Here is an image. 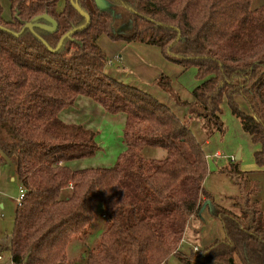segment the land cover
Listing matches in <instances>:
<instances>
[{"label": "trees", "instance_id": "obj_1", "mask_svg": "<svg viewBox=\"0 0 264 264\" xmlns=\"http://www.w3.org/2000/svg\"><path fill=\"white\" fill-rule=\"evenodd\" d=\"M8 1V20L0 1V165L13 163L26 191L9 247L13 263L69 264L68 245L89 234L93 203L101 200L107 225L86 264H164L171 255L183 264H264V208L248 194L234 202L237 211L208 205L223 238L189 253L184 245L192 227L200 232L201 211L212 197L204 187L207 155L192 119L209 136L224 133L227 101L258 145L254 158L264 170V4L105 0L102 9L96 0H66L58 10L59 0ZM73 2L91 21L54 52L67 32L86 24ZM124 12L130 34L118 31ZM43 14L57 21L55 32L36 27L16 35ZM102 34L158 45L166 59L195 66L200 83L193 102L174 92L168 76L156 80L190 115L181 119L155 96L110 76V60L97 41ZM82 95L126 117V148L111 167L69 165L100 149L95 131L59 116ZM144 147H162L166 155L144 158ZM221 171L245 180L238 171Z\"/></svg>", "mask_w": 264, "mask_h": 264}, {"label": "rangeland", "instance_id": "obj_2", "mask_svg": "<svg viewBox=\"0 0 264 264\" xmlns=\"http://www.w3.org/2000/svg\"><path fill=\"white\" fill-rule=\"evenodd\" d=\"M0 1L4 8L3 16L6 20H8L11 18L9 1ZM65 2L66 0H59L58 10H62L64 8ZM263 3L264 0H252V8H257ZM128 16L129 13L124 12V15L118 19V23H122L120 27L126 24ZM125 31L130 34L131 30L126 29ZM138 45L148 47L150 44L127 39L114 40L109 36H103L101 46L104 52L107 53L110 60L106 66V71L109 74L110 69L116 70L117 68H121L120 70H124L123 72L129 73L131 78L137 80L136 82H139V79L143 80L141 81V84L144 86V90L150 92L162 103L167 104L173 111L175 110L178 112L179 109H185L184 112H180V116L185 119L188 114L190 115L188 108L178 104L177 100L170 93L164 90L156 80L162 75L168 76L171 80V87L174 92L182 100L183 98L186 100L192 98V89L200 83L196 76L197 68L192 66L186 69L183 65L168 60L172 65L174 64L180 66L181 70H174L175 73H170L169 68L164 66L163 72L161 71L156 76L157 79L153 82L143 76L146 69L142 66L145 65L144 60L146 58L149 59L150 55L147 56L144 50H138ZM151 46L156 47L155 49L159 47L158 45ZM119 55H122V58H120ZM169 63L167 64L170 65ZM147 64H149L148 67H155L151 64L150 59ZM222 108L223 121L226 125V131L224 133L217 131L209 136L202 129V124L199 119L194 118L191 120V129L197 140L203 144L209 167V173L204 183V187L212 197L205 202V204H207L205 206L214 203L220 207L229 208L232 206V208H235L237 211V207L239 206H234V202L237 201V198L243 199V197L248 194L252 200L258 199L260 201V206L264 208V170L258 167L254 158V153L258 149V145L253 143L250 134L245 132L242 128L240 120L232 114L227 101L224 102ZM120 114L123 117L124 114ZM99 130L102 131L100 133H96V142L99 147H101L98 154L90 158L77 160L86 161V163H84L86 164L84 165L85 167H111L116 163L118 154H120L125 147L123 140L124 125L121 123L116 124V126L113 125L112 127H104ZM202 130L206 133L207 138H209L207 142L203 140L202 136L204 134ZM98 139L101 142H98ZM216 151H220L222 155L217 156L215 154ZM238 153H240V159L232 162L230 160L231 156L233 155V157H236ZM114 154L116 156L115 159L112 158V155ZM141 154L144 158L161 159L166 155V150L162 147H144L141 149ZM236 163L239 164L238 166L242 171L241 175L244 174L245 176V180L243 178L241 183H238L240 181L239 175L228 171H221L223 168L227 170H234V168H231L229 164L235 165ZM10 173L17 176L16 168L13 163L9 162L7 164L0 165V178H2L3 175L8 176ZM6 183L8 185H6ZM20 188L21 186H19L18 182L10 180L9 176L5 178L3 185L0 187V193L12 201L11 207L6 211L0 208V215H2L0 217V239H4V242L8 241V243H11V236L14 231L15 213L18 208L16 200L20 196ZM65 193H67V191ZM241 203L243 206L244 202L241 201ZM93 210L96 218L91 224L89 234L87 236H74L68 245L67 255L69 264H86L87 253L98 245L100 236L107 225V214L101 200L94 201ZM215 219L219 220L217 218ZM197 225L196 228L198 227ZM194 229L195 228L192 227L190 235V237H192V245L189 244L185 246V251L188 253L191 250H194L193 245H197L199 249H203L205 247V245L200 241V232L195 234V231H193ZM218 237L220 236L217 235L215 238ZM0 253L4 257V260H7L9 256H11L10 249H2ZM168 264L183 263L176 256L172 258Z\"/></svg>", "mask_w": 264, "mask_h": 264}, {"label": "crops", "instance_id": "obj_3", "mask_svg": "<svg viewBox=\"0 0 264 264\" xmlns=\"http://www.w3.org/2000/svg\"><path fill=\"white\" fill-rule=\"evenodd\" d=\"M105 35L108 36L107 34H102L97 40L101 48H102L101 40H102V37L105 36ZM155 48L156 47L151 46V44L148 47H144V45H142V46L138 45L137 46L138 50H140V49L144 50V52H145V54L147 56L150 55L149 59L151 60V64H153V66H155L154 68L148 67L149 64H147V62L149 63V59H147L146 57H145L146 58L145 60L143 59L145 65L143 64L144 66H142V67H144L146 69L143 76H145L148 80H152L153 82L157 79L156 76L161 71L163 72V67L164 66L169 68L170 73H172V72L175 73L174 70H181L180 66L174 65V64L172 65L171 63H169L168 59H166L165 56L163 55L162 49L160 47H157L158 50L155 49ZM106 55H107V53H106ZM119 57L122 58V55H119ZM166 62L169 63L170 65H168ZM120 69L121 68H117L116 70L110 69L109 75L114 77L115 79L121 81V82H124V83H126L128 85L137 87V88L145 91L144 88H143L144 86L141 84V81H143V80L139 79V82H136L137 80H135L134 78H131L129 73L123 72L124 70H120ZM193 89H192V91H193ZM148 93H150V92H148ZM183 100H185V99L183 98ZM186 100H188L189 102H193L194 101L193 94H192V98H189V99H186ZM184 111H185V109H179L178 112H176L174 110V112L181 119H184V118H182V116H180V112L182 113ZM59 116L64 122L82 124L85 127L95 131L96 133H100L102 131V130L100 131L99 129H102L104 127H112L113 125L116 126V124H119V123H121L125 127V120H126L125 115H123V117H122L120 113L119 114H110L109 112H107L103 108L102 105H100L99 103L95 102L91 98H89L87 96H83V95L79 96L77 98V100H76L74 105L64 108L59 113ZM222 119H223V115H222ZM203 134H204L202 136L203 140H205L207 142L209 138H207V135H206V133L204 131H203ZM98 142H101V141L98 139ZM125 148H126V146L124 147L122 152L125 150ZM100 149H101V147H100ZM122 152H120V154ZM97 154H98V152H97ZM120 154H118V156ZM215 154L217 156H221L222 155L220 151H216ZM232 157H233V155L231 156L230 160L232 162H235V161H233ZM112 158H114V159L116 158L115 154L112 155ZM84 163H86V161L73 160V161H71L69 163V165L73 169H81V168H86L84 166L86 164H84ZM229 165H230L231 168L232 167L234 168V165H232V164H229ZM97 167H101V166H97ZM234 170L238 171V173H242V171H241L239 166H238V168H234ZM8 176H9L10 180H14V181L18 182L19 186H21V182H20V180L18 179V177L16 175H14L13 173H10ZM8 176L3 175L2 178H0V187L3 185V181ZM6 185H8V184L6 183ZM6 185H5V187H6ZM16 202H17V200H16ZM11 205H12L11 199L7 198L6 196H3L0 193V208L6 211L7 209H9L11 207ZM16 212H17V210H16ZM1 216L2 215H0V217ZM15 217H16V213H15ZM201 218H202L203 223L200 226L201 230H200V236L199 237H200L201 243H203L205 245V247L209 246L210 244H212L216 240L221 239V238H223L225 236L222 223L220 222V220H216L214 217H212L208 206H204L203 207V209L201 211ZM190 235H191V231H189L187 233L186 238L184 240V245H189V244L192 245L193 242H192V237H190ZM217 235L220 236V237L215 238ZM193 246H197V245H193ZM9 247H10V242L9 243H8V241L4 242V239H2V240L0 239V252H1L2 249H9ZM174 257H176V256L175 255H171L169 260L166 263H164V264H168L169 261L172 258H174ZM0 264H14V263H13V261L11 259V256H9V258L7 260H4V257L0 253Z\"/></svg>", "mask_w": 264, "mask_h": 264}, {"label": "water", "instance_id": "obj_4", "mask_svg": "<svg viewBox=\"0 0 264 264\" xmlns=\"http://www.w3.org/2000/svg\"><path fill=\"white\" fill-rule=\"evenodd\" d=\"M75 8L77 9V11L83 15L86 18V24L77 28H74L72 30H70L69 32H67L59 41L57 47L53 50L54 52L59 51L65 40L70 38L73 34H75L76 32H78L79 30H82L83 28H85L91 21V17L88 13H86L84 10H82V8L79 6V4L77 2H73ZM96 4L98 5V7L102 8V9H106L107 8V3L105 0H96ZM42 20H45L46 22H41ZM39 27L42 29H45L47 31L50 32H55L58 29V23L55 19H53L51 16L47 15V14H43L40 16H37L36 18L33 19L32 22L27 23L24 28L19 32L16 33L17 36L22 35L26 29H29L30 31L35 33V28ZM131 24L130 22L126 23L124 26L120 27L118 29L119 32L121 31H125L126 29H130ZM43 43L46 44V42L44 40H42ZM238 159H240V153L237 154L235 161H237ZM238 163H236L234 165V168H238Z\"/></svg>", "mask_w": 264, "mask_h": 264}, {"label": "built area", "instance_id": "obj_5", "mask_svg": "<svg viewBox=\"0 0 264 264\" xmlns=\"http://www.w3.org/2000/svg\"><path fill=\"white\" fill-rule=\"evenodd\" d=\"M232 159L235 161V157H232ZM26 191L23 187L20 189V196L17 199V205L18 207L23 205L24 199H25ZM199 248L197 246H194V251H198Z\"/></svg>", "mask_w": 264, "mask_h": 264}]
</instances>
